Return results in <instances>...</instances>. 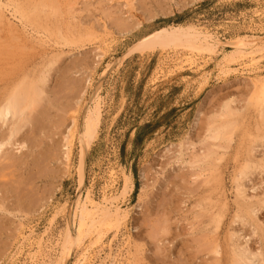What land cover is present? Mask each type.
Listing matches in <instances>:
<instances>
[{
    "label": "rangeland",
    "instance_id": "obj_1",
    "mask_svg": "<svg viewBox=\"0 0 264 264\" xmlns=\"http://www.w3.org/2000/svg\"><path fill=\"white\" fill-rule=\"evenodd\" d=\"M37 1L3 0L11 9L4 15L12 26L0 23V93L29 71H52L37 113L28 115L32 122L25 123L13 146L0 154L7 159L0 162V264H32L29 254L34 256L39 249L30 245L41 239L43 250L49 252L46 262L55 264L59 237L65 234L69 209L80 193L77 128L70 161L63 140L71 126L69 114L76 117L78 127L83 124L105 72L97 93L99 127L89 147L82 194L90 192L97 202L118 196L117 208L129 216L120 224L112 219L100 239L94 233L84 240L69 264H82L90 253L92 264H110L111 255L117 256L113 264H219L211 249L215 241L224 249L231 227L248 235L253 228L232 225L231 220L234 177L251 146L258 147L261 141L248 101L259 72L264 76V52L253 56V45H233L237 40L264 38V0H68L76 1L70 14L73 24L67 0H52L57 2L53 10L41 6L51 0ZM35 5L43 10L37 27L24 26L13 17L15 6L33 16ZM169 27H195L213 35L218 45L214 59L198 66L178 64L175 46L164 48L150 41L137 46ZM58 28L64 43L56 35ZM253 58L259 61V72L251 66ZM229 103L239 111L237 128L231 147L221 151L225 156L215 167L214 182L207 185L204 177L198 178L201 170L182 160L193 146L197 152L211 148L207 130L221 123ZM5 127L0 124L4 141L9 134ZM258 174L252 173L246 182L250 195L261 192L251 189L261 183L264 175ZM217 176L224 195L216 194L213 206L226 201L228 212L212 235V209L206 199ZM262 213L258 216L264 219ZM128 237L142 248L141 255L125 246ZM252 239L253 249L264 250L260 236Z\"/></svg>",
    "mask_w": 264,
    "mask_h": 264
},
{
    "label": "bare ground",
    "instance_id": "obj_2",
    "mask_svg": "<svg viewBox=\"0 0 264 264\" xmlns=\"http://www.w3.org/2000/svg\"><path fill=\"white\" fill-rule=\"evenodd\" d=\"M39 1H37V3ZM51 1H49L48 4L46 3H44V5H42L43 3L42 4L40 3V4L43 9L45 6V8L49 7V8H52L53 10L54 5L57 2L52 1V3H54L52 4L53 5L52 6L49 4L51 3ZM42 2H45V1H42ZM66 2H69V1L67 0ZM69 5H71L68 7V12H69L68 20L70 21V20L75 19L73 15L71 16L70 14L76 5V1L75 3H72V4H70L69 2ZM39 7H40L39 5L34 6V10L36 11L35 12L32 11L34 12L32 16L29 14L31 11L27 12L26 10L23 9L24 7L22 8V7L15 6L12 10L13 17L15 18L16 21L21 22V24L24 26L30 24L32 26L36 25L35 27H37L38 24H42L41 19H42L43 10L40 11ZM8 8H9V4L3 2V0H0V23L4 24L5 26L8 25L10 27L12 25H10L8 21H6L5 15H4V11H6V9L8 10ZM56 8L58 7H55V9ZM55 9H54L55 12L56 10L59 11L58 9L56 10ZM55 12L52 11V13H54L56 16ZM59 15H61V13ZM70 23L73 24L72 21H70L69 24ZM21 24L19 23L20 26ZM9 29H11V27ZM20 29H23V27L22 28L20 27ZM57 32L58 33L56 35L59 34L61 36L60 29ZM29 33L31 35V31ZM35 34L37 35V33ZM16 37L17 36L15 35V38ZM16 39L20 40L18 38ZM60 39L63 40L62 43L66 42V40L62 36ZM47 41H49V39L45 40L44 42L46 47H47V44H46ZM148 41L154 43L155 45L162 46L164 48L171 47V46H175L176 48H179L177 50L178 51L177 53L178 54L180 53L179 54L180 56L177 58L175 62H178L179 64V61H181L182 64L186 63V64H189L190 66H198L200 61L207 63L208 60L214 59V55L216 54L217 47H218L217 41L215 40V37L213 35H211L210 33L206 31L197 29L195 27H189L187 29L185 28L182 29L181 27L162 28L152 33L148 37H146L137 46H140V44L144 42L147 43ZM249 44L253 45L252 48L254 49V51L250 53L251 55L256 56L257 54L264 52V38L246 40V41L237 40L233 46L238 47V48H244L245 46H248ZM58 45L59 44L57 45L54 44L55 47ZM25 48L27 47L25 46ZM101 57H103V55ZM229 58L230 56L227 59L225 58L223 62L228 61ZM252 61L253 63L251 64V66L256 67L259 61H257L256 58L255 60L253 58ZM52 65H53V62L51 63V66ZM43 69L42 71H39V74L35 73L34 71H29L28 73L23 75L21 80H19L17 83L11 86L10 89H7V86H5L4 90L0 93V124L1 126H4V127L6 126L5 128L8 129V132H9L8 137L5 136L7 137L5 141L3 139H0V154L4 152L3 149L6 146L12 145L14 143V139L18 136V134L23 129V125L25 123L30 124L28 123L31 121V119L29 121V116L34 113L35 114L37 113L36 109L39 107L40 102H42L43 100L42 99L43 88L46 86L47 80L51 76L50 74L52 71V69H48L46 71H43ZM255 70L259 72L260 67H256ZM106 74L107 72H105L100 77V80L98 83L99 86L94 91V95H93L94 98L92 99L93 107L92 109H89L88 112L86 113L83 124L82 125L80 124V127H78L76 117L73 115V113L69 114V119L71 120V126L67 127L66 129L67 132L64 135L63 140L65 141L66 159L70 161V155L72 152L73 141H74L73 138H74L76 128H77L78 139H79V144H80L79 146V163H80V168H79L80 191L79 192L80 193L78 195V199L71 205V208L69 209V212L67 215L68 220H67L65 234L64 235L60 234L61 236L59 237V240H58L59 243L57 244V246L59 247V251H58V257L56 258L55 264H69L70 257L74 253V250L82 246L84 240L92 236V234L94 233H96V236H98V239H100L101 236L104 234V228L109 227L114 222L112 221V219H115L116 223H118L120 220L126 221L129 216L128 213H125V212L123 213L117 208L116 204L119 199L118 196L108 195V196H105L103 200H101L102 202H97L93 199L90 192H87L85 197L82 194L83 192H85L84 191V182H85L84 172L87 166V157L89 153V147H90L92 140L96 137L97 130L99 127V118L101 114L100 112L101 102H100L99 97L97 96V93L101 85L103 84ZM253 87H254V92L252 93L248 103L253 106V109L256 113L257 131L259 130L260 132L259 139L261 141L258 147L251 146V148L248 151L247 159L245 160L243 159L244 162L241 166L242 168L238 171V173L234 177L235 212L233 215V220H231L232 225L239 223L243 227L250 226L251 228L252 227L253 228L251 229L252 231H250L251 234L249 230L247 229L249 232V235H248V234L242 233L243 232L242 228L241 229L239 228L240 230H237L231 227V231H229V234L226 236V239H225L226 240V243H225L226 248H224L225 250L221 246V242L220 243L216 241L215 243L213 242L214 245H212L213 247L211 248L212 253L213 255L219 257L218 258L219 264H221L223 260L225 264H264V252H263L264 250H257L259 246H257V249H253L252 246L250 245V243L252 242L251 239L254 237H257L258 235L260 236L261 243L264 249V219L259 218L260 216L259 213L260 212L262 213V210L264 209V176L261 180L260 185L256 184L258 185V188L257 186H254L253 188H251L253 192H256L260 189L261 192L259 195H250L248 193V190L250 189H248L247 183H246L247 180L250 179L249 175H251L252 173L259 172L260 175L261 174L264 175V76L262 75L261 72H259L258 78L255 80ZM232 103L233 102H231V104ZM67 109L69 112L73 111V107L67 108ZM222 112L223 113L220 116L221 123L220 124L217 123L218 125L213 124L207 130L206 141L211 143L210 144L211 148L208 150L202 151V152H199V151L197 152L195 150V147L193 146L190 148V153L188 154L187 160H182L184 164L189 165L192 168L200 169L201 172L198 178L204 177L205 179L204 183H206L207 185H210L212 182H214V176L212 175L216 171L215 167L217 163L222 161L225 156L224 152L222 153L221 151L227 150L228 148L231 147L232 142H233V136L237 128L236 120H237L239 111L232 108L229 103L223 108ZM21 145L22 144L20 143V146ZM4 157L5 156L0 157V162L3 161L4 163V160H5ZM220 180L221 178L217 176V179H215V185L212 188H210L209 190L210 195L206 199L208 201L206 202L208 203L207 205L210 207V209H212V211L210 210L212 214L211 223L214 225V230L210 232L212 233V235L213 233L215 234L216 232H218V229L221 228V225H223L222 224L223 220L225 219L224 218L225 212L226 211L228 212V209H227L228 204L226 201H223L221 205L215 204V206H213V201L216 200L215 195L217 194V197L219 195L223 197L224 195V193L221 191L223 189L219 185L221 183ZM133 189H134V186L131 188V190ZM199 206L201 207V205ZM202 211L206 212V209ZM129 237L124 241L125 246H129V247L133 246L134 247L133 250H135L136 254L141 255L143 251L142 248L133 245ZM212 239L215 240L216 239L215 236L214 238L212 237L210 240ZM42 241L43 240L41 239V241H38L37 243H33L30 245L31 247L37 246V249H39L37 250V253L34 256L32 254H29L30 258L33 260L32 264H48V262H46V259L48 258L49 252L43 250L45 246L42 244L43 243ZM210 251L209 253L211 254ZM116 259H117V256L112 257L111 255V259H109V263L113 264ZM94 261L95 260L93 257V253H90V255L85 258L82 264H92ZM101 264H106V263H104L103 261Z\"/></svg>",
    "mask_w": 264,
    "mask_h": 264
}]
</instances>
